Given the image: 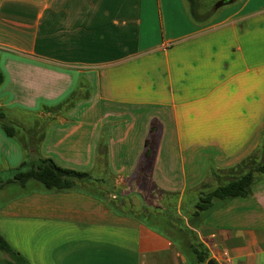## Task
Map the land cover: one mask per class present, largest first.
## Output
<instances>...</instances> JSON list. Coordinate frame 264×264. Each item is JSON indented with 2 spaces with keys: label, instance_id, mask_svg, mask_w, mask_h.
Returning a JSON list of instances; mask_svg holds the SVG:
<instances>
[{
  "label": "crops",
  "instance_id": "crops-1",
  "mask_svg": "<svg viewBox=\"0 0 264 264\" xmlns=\"http://www.w3.org/2000/svg\"><path fill=\"white\" fill-rule=\"evenodd\" d=\"M0 73L18 128L0 126V175L35 153L101 180L4 188L0 234L28 264H264V180L189 218L212 170L237 177L262 159L264 0L204 23L186 0H0Z\"/></svg>",
  "mask_w": 264,
  "mask_h": 264
},
{
  "label": "trees",
  "instance_id": "trees-1",
  "mask_svg": "<svg viewBox=\"0 0 264 264\" xmlns=\"http://www.w3.org/2000/svg\"><path fill=\"white\" fill-rule=\"evenodd\" d=\"M186 1L189 4L190 17L194 22L204 23L212 16L213 9L205 10L206 8L200 5L199 0ZM2 83L3 75L0 73V85ZM65 104L60 105L58 108L62 109ZM0 126L10 137H14L17 133L16 126L7 118L5 111L1 108ZM150 144L151 138H148L144 154L145 159L150 155ZM35 157V153L28 154L26 161L11 170L7 177L0 175V194L8 185L24 187L30 182L42 186L48 192L57 193L81 190L80 186L83 184L101 183V180H97L90 173L62 168L51 159ZM212 179L216 187L209 192L198 194L195 201L191 202L194 213L189 218L191 222L194 220V223L191 224L190 222V225H194V227L200 225L208 216L222 209L229 202L251 197L253 187L264 180V153L260 163L250 167L242 175L222 177L212 170ZM201 249L202 246L200 245L199 251L196 249L195 252L199 260L206 262L209 255L206 252L201 253ZM0 251L10 256V264H28L18 252L10 247L1 234Z\"/></svg>",
  "mask_w": 264,
  "mask_h": 264
},
{
  "label": "rangeland",
  "instance_id": "rangeland-1",
  "mask_svg": "<svg viewBox=\"0 0 264 264\" xmlns=\"http://www.w3.org/2000/svg\"><path fill=\"white\" fill-rule=\"evenodd\" d=\"M199 3H200V5L202 6V7H204V8H206L205 10H210V9H212V7H214V3H216L215 2V0H199ZM217 4V3H216ZM215 9V8H214ZM215 10H217V9H215ZM215 10H212V11H215ZM15 129L16 130H18V128H16L15 127ZM17 192H19V190H16L15 188L13 189V188H10L9 189V193H8V195L10 196V195H15V194H17ZM3 201V199H1L0 198V203ZM144 221V220H143Z\"/></svg>",
  "mask_w": 264,
  "mask_h": 264
},
{
  "label": "water",
  "instance_id": "water-1",
  "mask_svg": "<svg viewBox=\"0 0 264 264\" xmlns=\"http://www.w3.org/2000/svg\"><path fill=\"white\" fill-rule=\"evenodd\" d=\"M230 0H222L220 1L218 4H216L215 9H219L220 7H222L224 4H226L227 2H229ZM208 264H214V262L209 261Z\"/></svg>",
  "mask_w": 264,
  "mask_h": 264
}]
</instances>
